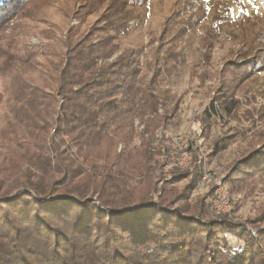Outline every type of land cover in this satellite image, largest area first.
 Returning a JSON list of instances; mask_svg holds the SVG:
<instances>
[{"label":"trees","instance_id":"obj_1","mask_svg":"<svg viewBox=\"0 0 264 264\" xmlns=\"http://www.w3.org/2000/svg\"><path fill=\"white\" fill-rule=\"evenodd\" d=\"M34 1L0 0V34ZM75 2L79 24L49 38L51 52L17 50L23 59L2 65L17 79L0 87V264H264V205L234 221L212 209V185L196 193L238 142L246 147L223 175L227 190L246 199L264 181V110L243 109L252 89L234 98L264 69V18L226 7L209 19L215 0H176L156 37L126 43L152 0ZM235 41L241 60L204 71L216 46ZM40 57L48 63L36 81L29 67ZM188 63L192 80L214 82L218 94L197 121L205 148L191 144L184 170L168 128L187 94L165 86Z\"/></svg>","mask_w":264,"mask_h":264},{"label":"rangeland","instance_id":"obj_2","mask_svg":"<svg viewBox=\"0 0 264 264\" xmlns=\"http://www.w3.org/2000/svg\"><path fill=\"white\" fill-rule=\"evenodd\" d=\"M152 2L153 5L147 13L146 22L139 27V31L133 34L132 38L126 40V43H131L132 41L137 42V40H139L147 44L152 37H156L162 26L163 15L176 0H152ZM79 6L80 4H77L75 0H35L28 6H25V4L23 5V10L20 14L6 25V28L9 29L8 32H2L0 34V51L2 53L0 56V87L8 84L11 79H15L16 77L14 71L6 72L3 69V63L7 62L10 58L15 59V61L18 60V58L23 59V53H17V50L21 49L29 51L35 56H40L41 54H43V56L47 55L52 51L50 49L51 43L48 41L49 38L55 39L61 32L66 34V31L70 28L77 27L79 24L74 18L79 13ZM226 7L233 9L235 14L245 12L249 16L255 17L261 15L260 18H264V0H215L214 8L210 10V16H208L209 19L211 14L214 15L215 10L219 15L224 14ZM162 8L165 9L164 12H162ZM63 13H68L69 18H72L68 25L65 26L64 23H58ZM91 23L92 22L88 23L87 27L82 28V31L87 32ZM57 24L60 26L58 27ZM240 32V30L236 31V34ZM238 42L239 41L227 42L216 46L212 53L211 63L209 65L210 68H206L204 71L213 74L219 72L228 60L238 62L240 59L238 56L240 49ZM157 44L159 43H155V46ZM231 50L232 56H230ZM253 52L254 51H252V53ZM253 54L251 56H253ZM255 55H257V53H255ZM2 58H4V61H2ZM36 63L37 65H30L29 70L32 72L37 71L34 76V79L37 81L43 79V72L47 68L48 62L45 63V59L40 57L36 59ZM191 65L192 64L188 63L178 67L170 76V84L167 83L165 86L166 89L172 88V91L175 92L177 96H181L185 92V95L187 94L185 108L182 114L175 121L174 127L168 128V135L175 138L172 140L173 143L176 145L180 144L181 147L187 149L190 148L191 144H205L204 138L199 136L201 127L197 121L200 114L209 106L213 97L218 94L216 93V85L214 82L207 81L204 86L200 87L197 80H192ZM255 68L250 64L247 70ZM202 71V69H199L198 73ZM193 72L196 71L193 70ZM256 74H259V76L255 80L246 83L241 87L240 91L236 92L234 95L236 100L243 101L244 98L250 97V95L247 94V89H252L254 91L256 97L254 103L250 101L248 103L243 102V109L255 107L257 110H264V69L256 72ZM136 127H139V131L143 129V127L139 126V122H136ZM220 133V127H215L211 132L212 137L219 136ZM165 139L166 142L162 145L165 147V150H168L167 155L169 156L171 153V140L170 137ZM138 140L139 139H136V141ZM160 142L161 141H159V143ZM245 147L246 145L241 142L232 144L210 167L206 168L207 173H212L216 178L224 182L223 175L225 171H227L232 161L245 150ZM121 148V145L118 146V151ZM175 156L176 154L173 158ZM206 189H208L207 186L201 188V190H197L196 193L206 192ZM228 193L230 194L229 191ZM230 200L232 208L229 215L232 220L241 221L249 217L260 205H264V181L259 178L257 179V188L253 195L248 198L242 199L230 194Z\"/></svg>","mask_w":264,"mask_h":264},{"label":"built area","instance_id":"obj_3","mask_svg":"<svg viewBox=\"0 0 264 264\" xmlns=\"http://www.w3.org/2000/svg\"><path fill=\"white\" fill-rule=\"evenodd\" d=\"M157 137L162 138L161 135H158ZM181 150L183 152L175 157V166L184 170L191 169L193 163L192 153L189 152L187 148L181 147ZM210 185H212V189H214L211 202L212 209L216 214L230 213L232 208L230 194L226 190L227 188L224 182H222L221 179L216 178L212 173H207V170H205L202 181L199 183L197 190H201V188Z\"/></svg>","mask_w":264,"mask_h":264}]
</instances>
